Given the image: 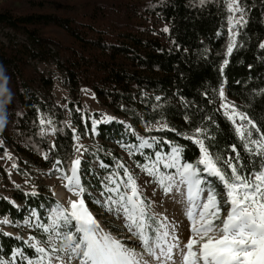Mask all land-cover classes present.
Instances as JSON below:
<instances>
[{
    "label": "trees",
    "instance_id": "trees-1",
    "mask_svg": "<svg viewBox=\"0 0 264 264\" xmlns=\"http://www.w3.org/2000/svg\"><path fill=\"white\" fill-rule=\"evenodd\" d=\"M32 3L30 10L21 12L7 7L0 9V26L26 40L16 43L9 39L7 44L0 41V120L5 123L0 136L19 156L21 175L26 170L34 174L53 169L57 159L63 161L59 167L67 170L74 156L72 128L81 138L96 137L100 141L96 148H88L84 158L88 164L83 167H90L95 173L94 160L114 165L123 160L119 152L121 145L134 141L127 127L117 120L100 123L93 136L90 123L81 120V113L71 102V126L68 125L63 110L54 100L52 80L31 64L32 59L53 61L65 72L78 106L80 90L87 88L113 114L128 120L139 134L166 135L179 140L187 147L186 155L190 159L199 156L195 145L170 132L148 133L146 123H154L163 114L170 126L189 134L195 127H207L208 134L215 137L211 141L216 145L213 152L219 151L225 158L229 154L235 156L230 148L235 143L242 158L247 159L233 127L217 111L218 90L223 80L219 68L228 42L229 12L225 0H205L203 5L200 0H147L137 5L130 1L109 5L106 2L86 6L55 0ZM241 5L247 9L249 23L237 38L243 47L229 57L230 63L224 71L228 82L224 86L240 110L247 112L264 131V92L261 91L264 90V51L258 48L264 39V0H242ZM152 18L164 22L170 32L146 25ZM249 64L253 65L251 70ZM204 93H208L213 103L207 102ZM156 96L162 97L161 101H156ZM198 110L201 115L213 116L218 127L208 122L186 125L184 115L191 116ZM41 114L51 124L41 126ZM41 127L46 130L43 136ZM52 128L57 131L52 132ZM53 142L57 145L55 152L49 151ZM45 154L48 160L44 159ZM134 159L142 162L140 157ZM0 175H5L2 168ZM83 179L90 181L93 189L98 188L95 175H85ZM24 193L21 189L11 191L20 207L0 197V216L21 221L28 215L29 207L54 201L48 190L35 198ZM86 202L92 206L87 198ZM3 233L0 230V259H8L16 248L27 250L22 240Z\"/></svg>",
    "mask_w": 264,
    "mask_h": 264
},
{
    "label": "snow or ice",
    "instance_id": "snow-or-ice-1",
    "mask_svg": "<svg viewBox=\"0 0 264 264\" xmlns=\"http://www.w3.org/2000/svg\"><path fill=\"white\" fill-rule=\"evenodd\" d=\"M200 3L203 5L205 0ZM241 4L242 0L227 3L228 42L219 68L223 80L218 90L217 111L233 127L247 159L242 158L235 143L230 145L235 156L229 154L225 158L219 151L213 152L216 145L211 141L215 137L208 134L209 128L198 126L189 134L170 126L163 114L154 123L148 121L145 131L170 132L182 137L198 148L199 156L194 160L188 158L187 147L179 140L166 135L140 136L128 125L126 130L134 141L121 147L127 149L130 157L142 158V162L136 160L135 167L149 178L144 186L122 160L114 165L101 162L100 168L108 170L103 177L92 168L83 167L88 164L83 159L87 149L74 143L73 150L78 155L70 159L68 169L59 167L63 163L60 159L54 161L53 169L61 173L65 187L77 198L71 199L67 206L53 201L29 207L26 224L45 239L31 236L25 241L27 250H13V258L18 256L26 264H264V131L240 106L228 101L224 92L228 82L225 68L234 50L243 47L237 38L249 23L245 18L247 9ZM162 31L168 33L170 29L165 26ZM258 48L264 51V40L259 42ZM252 67L248 65L249 70ZM204 96L209 104L213 103L208 93ZM161 99L155 97L156 101ZM88 119L91 118L86 114L81 116L85 123ZM113 119L107 117L108 122ZM183 119L189 126L208 122L218 127L213 116L201 115L199 110L191 116L184 115ZM100 123L91 119L90 130L95 133ZM39 124L43 126L51 121L41 114ZM3 128L5 123L0 120V129ZM45 131L41 127L40 135ZM51 131L57 130L52 128ZM71 131L73 141H78L76 129ZM56 150L53 142L49 151ZM44 159H49L47 154ZM85 175H95L98 188L93 189L91 182L83 179ZM147 188H152L151 197L146 194ZM157 190L183 209L186 223L170 220L165 212L156 211L163 207ZM24 195L35 198L40 194L33 186V190ZM86 198L105 209L109 219L98 220ZM10 203L19 207L14 201ZM10 222L4 220V223ZM114 232L117 234L113 235ZM0 264H12V261L0 259Z\"/></svg>",
    "mask_w": 264,
    "mask_h": 264
},
{
    "label": "rangeland",
    "instance_id": "rangeland-1",
    "mask_svg": "<svg viewBox=\"0 0 264 264\" xmlns=\"http://www.w3.org/2000/svg\"><path fill=\"white\" fill-rule=\"evenodd\" d=\"M36 1L38 0H0V9L7 7L17 12L26 11V10H30L29 8H31L33 4L32 2H36ZM55 1L64 2L67 4H74L77 6H86L89 4L92 5L94 3L107 2L109 5L111 3L118 4V2L128 3V1L137 5V4H143L147 0H55ZM225 1L227 5L229 0H225ZM149 24L152 25L157 30H162L165 26H167L164 22L158 20L157 18H152L150 22H148L146 25ZM226 30H227V38H228V23L226 25ZM56 36H58L59 38L61 37L60 35H56ZM9 39L16 43L26 42L25 38L22 35L16 34L11 30L3 29L0 26V41L7 44ZM31 64L52 80L53 83L52 94L54 100L63 110L68 125L71 126V111L69 108L70 102L74 105V108L76 110L79 109V112L81 113L82 116L86 114L87 117H90L91 119L100 120L101 123H108L107 117L111 116L114 117L113 121L117 120L123 122L125 127L130 125L128 120H125L113 114L111 110H109V108L104 106L99 101V99L87 88H83L80 90L79 98H78V102H79V106H78L76 104L77 101H75L72 97L65 72L60 70L53 61L46 62L38 59H32ZM224 92L228 101H232L237 104L236 100L227 94L225 86H224ZM219 106H220V98L218 100V108ZM94 113H97L98 116L97 117L94 116L93 115ZM91 119L87 120L90 123V126H91ZM96 133H97V129L95 133L91 131V134L93 136H95ZM75 135L78 136L76 133ZM139 135L144 136L142 134ZM48 136L52 140V133L50 130L48 132ZM0 142H2L0 143V147L3 148V151L0 153V168H2L5 171V175H0V197H3L8 202L14 201L15 205H18L20 207V204L13 199L11 195V191L13 189H21L24 192H31L33 190V186H35V190L39 192V194L42 193L43 191L48 190L49 194L51 195L54 201H59L65 206L68 205L71 199L77 198L75 194L68 191V189L65 187L66 181L63 180V178L61 177V173L55 171L54 169L40 171L34 174L26 170V173H24V175H21L18 171L19 168L21 167L19 156L13 153L9 149V147L4 143L1 136H0ZM73 142L82 144L84 146V149H87L88 151V148L90 147L96 148L97 144L100 141L96 137L94 138V140H91L89 136H86L85 138L79 137L78 141H73ZM84 149H82V151ZM119 152L122 156L123 159L122 161L129 168V170L133 172V175L136 176L137 182L140 183L142 186H144V182L149 178H147L140 169L135 167L136 160L134 159V156L130 157L128 155L127 149L122 147H120ZM76 155L78 154L74 152L73 158H75ZM84 158L85 155L83 159ZM100 163L101 162H99L98 160H94L92 167L96 169V173H98L101 177H103L107 175V172H102L103 169L100 168ZM13 165H16V167H13ZM17 185L19 187H17ZM60 192H62V195L58 194ZM53 193H55L54 196ZM146 194L151 197L152 188H147ZM157 196H158V200L163 202V207H158L156 211L165 212V214L169 216L170 220L174 219L177 222L186 223V217L183 215V209L180 206L174 205L172 201L168 198H165L159 190H157ZM91 205L92 206H89L90 210L93 212L94 215H96V218L98 220L104 221L106 219H109V216L105 209L95 206L92 203ZM27 218L28 215L25 216L24 219L21 221H11L8 217L0 216V230L3 231L4 233H11L12 234L11 236L13 237H21L20 240H22L24 244L25 241L30 240L31 236L33 235L37 236L38 239H41L43 241V239L45 238L41 237L40 233L36 229L31 228L26 224ZM5 219L11 222L4 223ZM116 234L117 233L115 232L113 233V235ZM25 246L27 245L25 244ZM3 259L11 260L12 264H21V263L26 264V262L22 261L18 256L13 258L12 254L8 259L7 258H3Z\"/></svg>",
    "mask_w": 264,
    "mask_h": 264
},
{
    "label": "bare ground",
    "instance_id": "bare-ground-1",
    "mask_svg": "<svg viewBox=\"0 0 264 264\" xmlns=\"http://www.w3.org/2000/svg\"><path fill=\"white\" fill-rule=\"evenodd\" d=\"M59 195H62V192L58 193ZM62 197V196H61Z\"/></svg>",
    "mask_w": 264,
    "mask_h": 264
}]
</instances>
